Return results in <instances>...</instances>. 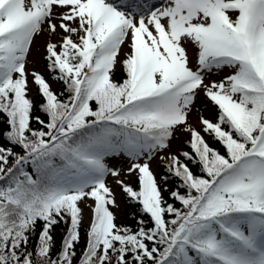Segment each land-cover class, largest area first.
<instances>
[{"label": "snow or ice", "instance_id": "snow-or-ice-1", "mask_svg": "<svg viewBox=\"0 0 264 264\" xmlns=\"http://www.w3.org/2000/svg\"><path fill=\"white\" fill-rule=\"evenodd\" d=\"M38 36L59 94L28 68ZM201 92L218 114L197 127ZM0 118V264H264V0H0ZM108 177L137 228L117 225Z\"/></svg>", "mask_w": 264, "mask_h": 264}, {"label": "rangeland", "instance_id": "rangeland-1", "mask_svg": "<svg viewBox=\"0 0 264 264\" xmlns=\"http://www.w3.org/2000/svg\"><path fill=\"white\" fill-rule=\"evenodd\" d=\"M162 2L163 0H151V3H153L154 5H159ZM185 47L187 48L191 66L195 67L196 60H197V50L191 44H186ZM43 51H44V37L38 36L36 37L35 42L31 48V53L28 56V61H29L28 68L30 70L35 69L41 72L42 74H45V61L42 59ZM127 51H128L127 46H124L122 49L120 59L123 58V53ZM121 67H122L121 64L118 62L116 64L114 73L117 70H119ZM230 73H231V69H229L228 67L223 68L218 73L215 70H213L212 74L206 75L205 83H209L211 80L219 81L223 79L224 76ZM49 82L52 84V88L54 90L56 84L53 81H49ZM33 90L30 93L31 95H33ZM214 108L216 107L213 106L210 102L206 101L203 96V92H201L200 95L197 97L193 111L189 115V123L196 125L198 127L197 120L201 114H203L205 118L213 120L211 116V112ZM188 140H189L188 134L184 133L182 130H178L174 134V137L172 138L170 142V149H169L170 153L175 154L176 152H178L180 149L183 148L184 143ZM108 163L110 166L114 164H118V162L115 160H108ZM159 164L160 163H158L155 160L151 164L152 170L155 175L159 169ZM121 178L124 179L125 182L128 184H131L132 182H134V180H137V177L135 175H132V176L125 175V176H122ZM108 182L110 186L113 188L114 193L116 194L117 203L120 205L119 209H113V211L116 214V218L119 219L123 214V208H124L123 203L120 199V195L122 194V192L119 187H117L115 184L112 183L111 177H108ZM89 203H91V201H89Z\"/></svg>", "mask_w": 264, "mask_h": 264}, {"label": "trees", "instance_id": "trees-1", "mask_svg": "<svg viewBox=\"0 0 264 264\" xmlns=\"http://www.w3.org/2000/svg\"><path fill=\"white\" fill-rule=\"evenodd\" d=\"M45 64H46V62H45ZM44 76H45L46 79L51 80L50 74L47 72L46 67H45ZM112 78H113V80L118 81V82L122 81V79L125 78V74L123 73L122 67L113 74ZM54 83L56 84L54 91L57 94H59L63 90V85H62V83H59V82H54ZM31 96L35 100L39 101V97L36 95V90L35 89L33 90V95H31ZM61 99H63V97H61ZM37 114L38 113L34 110L33 111V116H35ZM217 114H218V110L217 109H213L212 112H211V116H212L213 121L216 120ZM41 118L42 119H46V117L44 115H42V114H41ZM0 119H2V118H0ZM32 127L33 128H37V127H39V125H37L35 123V121H33ZM2 130H3V127H2V125H0V131H2ZM205 138H206V140H208V142L210 143V145L212 147L217 148L218 150H220L223 153L224 150H223L221 145H219L218 143L214 142L211 137L207 136V134H206ZM5 143L6 142L4 141L3 137L0 136V144H5ZM14 151L20 152L21 149L19 147H16L14 149ZM183 151H191L187 141L184 143L183 148L180 149L175 154L179 155ZM190 167L192 168V170L194 172H198L199 171L198 168H196L195 166L190 165ZM165 174H166V169H165L164 165L162 163H160L159 164V169H158V171L156 173L157 179L159 180ZM137 183H138V180H134V182H132L131 185L136 186ZM177 183H178V181L175 178L170 177L169 181H168V184H167V187L169 189H173L174 190L176 185H177ZM165 197H166V199L169 200L170 203L173 202L170 198H168L167 193L165 194ZM120 199H121V201L123 203L124 208H123L122 216L119 219L116 218L117 225H125V226H128V227L132 228V229L137 228V226H138L137 225V219L140 218L137 215V207L138 206L133 204V203H131V202H129L127 200V198L123 194L120 195ZM176 206L180 207L178 202H176ZM41 226H42L41 224H39V223L37 224V233H36L37 235L39 233V229H40ZM86 226H87L86 224L83 225L81 227V230H80L81 231V240H80V243L77 245V252L78 253L84 247V232L86 230ZM65 232H66V225L63 222H61V223H59V224H57V225H55L53 227L52 233H51L52 236H53L54 244H55V246L52 249L53 255H55V253L58 251V249L60 247L61 239L64 236Z\"/></svg>", "mask_w": 264, "mask_h": 264}]
</instances>
